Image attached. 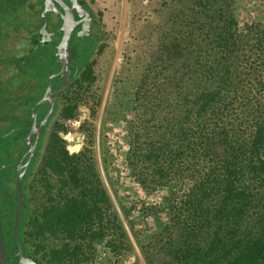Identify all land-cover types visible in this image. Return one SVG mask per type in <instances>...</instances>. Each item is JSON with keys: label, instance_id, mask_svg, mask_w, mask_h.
<instances>
[{"label": "trees", "instance_id": "obj_1", "mask_svg": "<svg viewBox=\"0 0 264 264\" xmlns=\"http://www.w3.org/2000/svg\"><path fill=\"white\" fill-rule=\"evenodd\" d=\"M42 2L0 0V65L11 70L0 78V224L9 255L17 247L18 207L9 145L28 131L31 106L50 70L37 54L40 49L30 45L24 53H13L6 42L28 28L32 16L25 8L39 3L35 25L42 23ZM238 2L188 0L179 31L161 46L165 68L151 79L149 91L144 89L145 100L139 98L143 83L136 91L140 122L151 115L158 125L148 133L133 126L128 164L146 191H165L151 212L163 211L166 219L150 236L169 255L165 264H264V19L240 22ZM96 37L75 43L81 59L71 85L76 90L95 78L87 55ZM72 87L53 112L42 146V172L28 171L22 182L18 238L28 253H39L41 264H91L99 240L114 255L130 248L89 149L68 152L59 133L64 126L55 116L69 118L77 106L67 96ZM7 135L14 137L4 145ZM79 147L75 143L69 149ZM47 171L54 183L45 177ZM37 174L44 181L40 204L31 194Z\"/></svg>", "mask_w": 264, "mask_h": 264}, {"label": "rangeland", "instance_id": "obj_2", "mask_svg": "<svg viewBox=\"0 0 264 264\" xmlns=\"http://www.w3.org/2000/svg\"><path fill=\"white\" fill-rule=\"evenodd\" d=\"M85 1L97 18L95 33L98 40L93 53L87 55L92 61L95 78L90 83L84 82L79 90L72 87L67 96L77 101L74 115L65 119L56 115L55 121L64 126L58 130L68 152L89 149L94 168L111 198L130 244V248L114 255L102 240L96 241L91 264H150L144 257V250L152 260L151 264H165L169 255L163 251L160 242L150 237L166 219L163 211L155 215L151 212V204L159 202L165 191H146L128 164L127 155L134 134L133 126H139L141 132L144 128L148 133L158 125L150 120L151 115H147L148 120L146 118L144 123L140 122L135 105L136 91L143 83L139 98L145 100L149 82L165 68L161 46L169 35L179 31L188 0ZM238 3L240 22L264 19V0H239ZM31 19L34 26L38 19L35 16ZM24 32L22 30L19 36H14L8 46L16 48ZM10 72L3 66L0 78L4 80ZM144 89L148 90L146 95ZM15 132L20 136L19 131ZM13 137L7 135L3 144L7 145ZM21 141H12L9 156L12 150L13 157L22 152L24 146ZM75 143L80 147L71 151L70 144ZM38 161L32 172H42L41 157ZM45 177L55 182L50 171L45 173ZM43 182L37 174L31 194L35 195L33 202L38 204L45 198Z\"/></svg>", "mask_w": 264, "mask_h": 264}, {"label": "flooded vegetation", "instance_id": "obj_3", "mask_svg": "<svg viewBox=\"0 0 264 264\" xmlns=\"http://www.w3.org/2000/svg\"><path fill=\"white\" fill-rule=\"evenodd\" d=\"M33 1V0H30ZM66 3H68L69 5H71L69 0H64ZM82 5L84 7H86L89 11L90 14L92 16V19L90 21L89 24V29L87 28H83L81 29V23H77L72 31V34L70 36V40H69V46H70V52H71V61H70V69L69 71L67 70V76L65 79V74L64 72H58L59 68H60V62L57 59V55L56 53V45L61 37L62 31L59 29L60 24H61V15L59 12H57L56 10H48L47 11V25L46 28L48 30V33L50 34H42L40 33V27L43 24L44 18L42 23L37 27L35 24L34 26L31 25V23L28 25V28L25 29V27H21V29L19 31H17L16 33H14L13 35H11L10 39L6 42L7 48L8 50H10L13 53H24L25 51H28V48L30 47V45H32L33 50H38L40 49V52L37 51V54L39 55V57L42 58L45 66H47V68L50 70L49 73L46 76V80H45V86L40 94V96L37 98V100L42 96L45 87L47 86V81H48V76L52 73V75L50 76V87L52 90V93L50 94V96L48 98H46L39 106V108L37 109V106L34 107V111L37 112V116H36V124L39 123V121L42 119V117L44 116V114L47 112L50 103H51V99L54 100L53 101V107L51 110V113L49 114L44 126L41 129V132L38 136V140L36 143V148L34 150V154L30 160V162L28 163V165L26 166V170L22 176V181H21V187H22V182L24 177L28 174L27 172L30 171L32 172V170L34 169V166L36 165L37 161L40 159L41 157V153H42V146L45 140V135L46 132L48 130V128H50V126L52 125L53 119L54 118V110L55 108L58 106L59 103H62L63 101H65L66 96L63 97V95L68 91L69 88H71L72 84H74L75 80H76V75L78 73L79 67L81 66V59L77 57V55L75 54V43H78L79 39L81 37H88L89 40L94 39L96 36V20H95V15L92 12V10L90 8H88L87 4L83 1V0H79ZM37 4V3H36ZM34 5L33 8H25L24 10H26V15L27 16H36L37 12V7L39 6V3L37 5ZM43 8V2H42V7L41 10L39 11L40 15H41V11ZM62 10V8H61ZM74 15L75 18L78 19V14L76 12V10H74ZM60 18V24L57 25V19ZM24 30L25 32L23 33L22 39L17 41V47L16 48H11L8 46L9 42L11 41V39H13L14 36H19V33H21V31ZM37 30V32H36ZM37 33V36L34 35V33ZM21 36V34H20ZM36 37V38H35ZM21 49V50H19ZM41 53V54H40ZM4 65L1 64L0 68H2ZM7 67V66H5ZM9 68V67H7ZM10 69V68H9ZM8 77V76H7ZM6 79V78H5ZM65 79V80H64ZM66 83L65 88L60 92V94L56 97V90L60 87V85H62L63 83ZM36 100V101H37ZM35 101V102H36ZM34 102V103H35ZM34 105V104H33ZM33 105L31 106V109L33 107ZM30 114H31V110H30ZM29 114V117L26 120V125L28 126V131L26 132V134L21 138V143L24 146V149L22 150L21 153H19V157H15L12 160V165L14 166L13 168V172L12 174H14V184L16 183V178H17V174H18V170H17V166L19 164V159L21 158V156L24 155V160L22 163L19 164L20 169H23V165H24V161L28 155V147L30 144H27V134L29 132L30 129V125L32 123V120L29 122V119L31 118ZM53 114V115H52ZM5 122L4 120L1 121ZM26 127V126H25ZM27 128V127H26ZM34 139V136H33ZM39 162V161H38ZM3 165H6L5 163ZM14 170L16 172H14ZM5 177V180L8 181L9 180V172H6L3 174ZM3 177V176H1ZM13 178V179H14ZM12 182V181H10ZM16 187V184H15ZM17 190V189H16ZM23 190V189H22ZM18 194V193H17ZM24 194V192H23ZM24 203H25V196H24ZM17 205H18V199H17ZM24 206V205H23ZM18 208V207H17ZM23 208V207H22ZM22 210V209H21ZM21 213V212H20ZM4 242V249H5V255H6V259H7V263L8 264H18V256H17V250H18V243H17V247L16 249L9 255L8 251H7V243L3 240ZM19 244L21 247V251L22 254L25 256H31L35 261L40 262L39 260V253L36 254H31L28 253L22 246L19 240Z\"/></svg>", "mask_w": 264, "mask_h": 264}, {"label": "water", "instance_id": "obj_4", "mask_svg": "<svg viewBox=\"0 0 264 264\" xmlns=\"http://www.w3.org/2000/svg\"><path fill=\"white\" fill-rule=\"evenodd\" d=\"M71 5L66 3L64 0H43V8L41 11V15L44 18L43 24L40 27V33L41 35L43 34H50L48 33V30L46 28L47 25V11L48 10H56L57 12L60 13L61 15V24L59 29L62 31L61 37L56 45V55L57 59L60 62V68L58 72H64L65 74V79L67 76V70L69 71L70 69V61H71V52H70V46H69V40L70 36L72 34V31L77 23H81V29L87 28L89 29V24L92 19V16L90 14V11L82 5V3L79 0H69ZM62 8V10H61ZM74 10H76L78 14V19L75 18L74 15ZM52 73L48 76V81H47V86L44 89V92L42 96L34 103L32 109H31V118L29 119V122L32 120V123L30 125L29 132L27 134V144H30L28 147V155L24 161L23 169H20L19 164L23 162L24 160V155L21 156L19 159V164L17 166L18 174L16 178V189L18 193V208L15 213L14 217V224H13V229H14V235L16 238V241L18 243V250H17V256H18V264H40L39 262L35 261L31 256H25L22 254L21 247L19 244V238H18V230H17V225L19 221V216L21 209L24 205V194L23 190L21 187V181H22V176L26 170V166L30 162L34 150L36 148V143L38 140V136L41 132L42 127L44 126L49 114L51 113L52 107H53V101L51 99L50 106L47 110V112L44 114L42 119L39 121L38 124H36V116L37 112L34 111V107L37 106V109L39 108L40 104L50 96L52 93L49 81H50V76ZM64 79V80H65ZM66 83L60 85V87L56 90V97L60 94V92L65 88ZM14 130V129H12ZM34 136V139H33ZM0 264H8L6 255H5V249H4V242H3V234H2V228L0 224Z\"/></svg>", "mask_w": 264, "mask_h": 264}]
</instances>
